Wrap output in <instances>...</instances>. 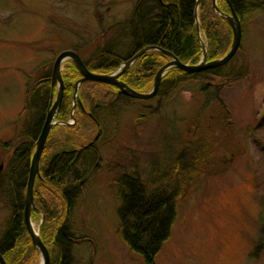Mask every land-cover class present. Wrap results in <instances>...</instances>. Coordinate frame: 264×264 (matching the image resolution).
<instances>
[{
	"label": "rangeland",
	"instance_id": "374dc122",
	"mask_svg": "<svg viewBox=\"0 0 264 264\" xmlns=\"http://www.w3.org/2000/svg\"><path fill=\"white\" fill-rule=\"evenodd\" d=\"M136 3L0 0V236L9 216L5 172L30 124L27 90L51 72L62 52H75L85 62L111 48L126 56ZM198 37L205 42L201 33ZM235 56L237 68L247 67L246 78L223 85L219 102L207 106L197 85L186 84L166 100L119 102L112 113L99 115L98 162L72 216L82 239L73 249V264H145L118 233L117 180L132 174L146 187L159 185L199 116L200 131L213 130L227 151L217 140L216 163L182 190L170 237L153 264H264V248L255 255L264 238V13L244 28ZM68 62L62 63L61 75ZM224 112L228 128L219 123L213 129ZM92 124L82 130V139L96 137L99 129ZM34 224L39 229L42 220ZM41 261L38 254L34 264Z\"/></svg>",
	"mask_w": 264,
	"mask_h": 264
},
{
	"label": "trees",
	"instance_id": "16d2710c",
	"mask_svg": "<svg viewBox=\"0 0 264 264\" xmlns=\"http://www.w3.org/2000/svg\"><path fill=\"white\" fill-rule=\"evenodd\" d=\"M244 28L264 13V0H227ZM229 4L217 0V9L229 15ZM197 8V16L195 11ZM132 48L124 57L108 49L84 65L93 73L108 75L115 72L140 50L153 47L171 53L185 65H197L202 58L198 33L204 37L205 58L211 62L222 58L232 42V32L226 21L212 6V0H137L128 22ZM115 48L117 44L113 42ZM118 47V46H117ZM236 57V56H235ZM234 57V58H235ZM234 58L225 66L187 74L172 68L165 72L154 99H168L180 87L194 84L196 92L206 98L207 106L219 102L216 94L227 84L246 78L243 64L237 68ZM170 59L157 51L144 53L124 74L120 82L138 93L150 92L156 72ZM75 66L68 62L62 75L63 96L55 116L57 123L50 132L40 158L39 174L33 188L34 209L32 221L42 220L39 237L49 254V264H73V249L82 240L75 231L72 216L82 190L97 165L95 141L82 139V130L99 115L112 113L119 102H135L121 95L114 87L99 83H83L74 101L75 84L80 80ZM51 72L44 73L26 93L25 111L30 124L21 141L13 148L6 170L8 178V219L0 236V255L7 264H34L38 252L33 248L23 222L24 197L30 161L36 147L46 113L50 108ZM54 92V91H53ZM73 104L75 105L73 107ZM73 112L72 116L71 113ZM228 114L216 121L213 129L226 125ZM202 117L193 121L195 131L162 176L159 185L146 187L138 177L123 175L117 181V230L127 249L139 255L145 264H153L163 244L169 239L177 214V200L199 175L216 163L214 144L227 151L222 139L213 136V130H201ZM192 123V124H193ZM59 136V137H58ZM214 138V140H213ZM263 231V230H262ZM264 248V238L257 251Z\"/></svg>",
	"mask_w": 264,
	"mask_h": 264
},
{
	"label": "water",
	"instance_id": "95a60500",
	"mask_svg": "<svg viewBox=\"0 0 264 264\" xmlns=\"http://www.w3.org/2000/svg\"><path fill=\"white\" fill-rule=\"evenodd\" d=\"M225 1L227 2V4H229L227 0ZM216 2L217 0H212L213 9L220 17H222L226 21V23L228 24L232 32L231 46L228 52L225 54V56H223L220 59L207 62L205 58V47L202 44H201L202 59L195 66L182 64L171 53L167 51L160 50V49L153 48V47H147V48H144L139 53H137L130 60L125 62L122 65V67L119 68L116 72L108 74V75H100V74H96L88 70L87 67L84 65V63L82 62V60L79 58V56L75 52L65 51V52L60 53L55 58L53 66H52V71H51V89L53 90L54 87L57 86L58 87L57 94H56L55 100L52 101L53 94L51 92V95H50L51 107L46 113V117L43 122L41 131L39 133L38 139L36 141V147H35V150L33 152V155L30 161L29 174H28V180L26 184L25 197H24V210H23L24 226L30 238L33 248L36 251H38V253L41 256V259H42L41 264H49V254H48L46 247L42 243L38 235V232L34 230L33 223L31 221V213H32V210L34 209L33 188H34L35 179L39 174L40 158L44 150L47 138L51 130L53 129V127L56 125L54 118L56 116V113L62 101L63 80L61 77V70H60L62 63L65 61H70L75 66V68L77 69L81 77L80 80L75 85V93L77 92L79 86L83 83H99V84H104V85L116 88L121 95L127 98H130L132 100H138V101L151 100L156 96L160 83H161V79L163 78L166 71L172 68H175L187 74H199L201 72H205V71H209V70H213V69L225 66L234 58V56L238 52L240 45H241V41H242V29H241V24L239 22V19L237 15L235 14V12L233 11L230 4H229L230 14L223 15L217 9ZM196 13H197V10L195 11V16H196ZM198 40L200 41V39ZM152 50L158 51L162 53L163 55L167 56L170 59V62L163 65L156 72L151 91L147 94L138 93L132 90L131 88H129L124 83L120 82L119 78L124 74V72L141 55H143L147 51H152ZM77 102L78 104H80V101H77ZM87 116L93 121L95 126L99 129L100 124L98 123V121L90 113H87ZM99 135H100V129L96 137H94L93 142L98 140ZM93 142H91L87 147L92 146ZM0 264H7L1 255H0Z\"/></svg>",
	"mask_w": 264,
	"mask_h": 264
},
{
	"label": "bare ground",
	"instance_id": "6f19581e",
	"mask_svg": "<svg viewBox=\"0 0 264 264\" xmlns=\"http://www.w3.org/2000/svg\"><path fill=\"white\" fill-rule=\"evenodd\" d=\"M33 228H34V230L36 229V226H35V224L33 223Z\"/></svg>",
	"mask_w": 264,
	"mask_h": 264
},
{
	"label": "flooded vegetation",
	"instance_id": "af4514ba",
	"mask_svg": "<svg viewBox=\"0 0 264 264\" xmlns=\"http://www.w3.org/2000/svg\"><path fill=\"white\" fill-rule=\"evenodd\" d=\"M142 50H143V49H142ZM140 51H141V50H140ZM137 53H138V52H137ZM137 53H136V54H137ZM136 54H135V55H136ZM135 55H134V56H135ZM134 56H133V57H134Z\"/></svg>",
	"mask_w": 264,
	"mask_h": 264
}]
</instances>
